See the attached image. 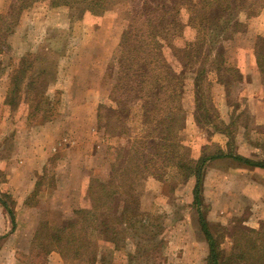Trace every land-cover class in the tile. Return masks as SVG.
I'll return each mask as SVG.
<instances>
[{"label":"trees","instance_id":"16d2710c","mask_svg":"<svg viewBox=\"0 0 264 264\" xmlns=\"http://www.w3.org/2000/svg\"><path fill=\"white\" fill-rule=\"evenodd\" d=\"M109 1L15 0L9 5L14 20L5 22L4 29L9 33L21 12L35 4L81 6L93 15H103ZM132 1L118 48L101 78L107 92L101 96L96 113L97 129H102L106 137L109 173L105 178L91 175L87 179L84 203L72 205V216L60 226H52L46 220L38 222L31 240L35 248L32 257L36 260L29 263L47 264L52 251H57L65 262L70 258L71 261L85 259L88 264H112L121 256L126 258V264L161 262L156 261L160 256L155 249L164 244L159 238L163 226L158 216L140 209L135 184L148 172L160 178L171 169L181 181L191 177L195 180L192 198L208 246L205 264H264V221L258 228L243 226L239 219H234L231 226L211 223L206 218L202 196V168L208 161L230 158L246 166L264 168V159H251L232 150L234 122H215L216 110L211 101L207 103L205 92L209 83L206 75L210 71L216 74V80L224 85L226 92L231 81L241 78L238 67L228 61L223 44L260 12L264 0ZM179 40L183 41L182 45L177 44ZM165 48H170L182 69L176 70L169 63ZM43 53L44 56L37 57V53L29 51L12 57L9 63L3 109L9 112L21 109L26 125L53 120L65 105L59 91L48 92L55 81V67ZM250 56V70L258 73L264 85V36L256 39ZM187 66L194 73L196 122L208 123L228 138L226 149L214 144L204 147L196 158L188 154L179 136L184 127L182 98ZM134 105L139 108L142 128L131 136L128 122ZM121 137H127L128 142L120 145ZM44 176L46 169L25 199L26 205L36 204ZM0 204L14 230L15 201L3 189H0ZM226 237L230 244L223 246ZM128 241L133 245L131 250L126 248Z\"/></svg>","mask_w":264,"mask_h":264},{"label":"rangeland","instance_id":"374dc122","mask_svg":"<svg viewBox=\"0 0 264 264\" xmlns=\"http://www.w3.org/2000/svg\"><path fill=\"white\" fill-rule=\"evenodd\" d=\"M7 1L10 5L15 0ZM109 2L108 10L103 15H93L81 6L66 8L68 29H63L64 32L55 31L59 27L52 29L51 35L45 36L44 43L37 47L38 52L43 50L51 66L55 67V78L57 68L60 73L62 69L63 71L68 69L60 75L61 79L63 76V84L68 85L73 82L72 84L79 89V92L66 94L68 105L73 106L82 102L86 107L81 111L76 110L75 115L67 119L68 125H64L60 133L61 143L57 146V150L49 155L51 160L47 162L46 176L41 179L38 194V197L45 198V208H40V212L33 211L29 220L27 213L18 206L20 231L16 235L20 236L3 238L9 234L8 231L0 236V250L4 259H7V249L13 241L12 243L15 242L19 247L16 256L21 262L29 263L32 259L36 260L35 256L32 257L35 248L29 242L33 234L32 231L29 235V229L31 223L34 224L31 218L33 220V216L36 217L34 229L40 220L50 221L49 224L52 226H60L64 220L72 216V205L82 202V196L86 194L87 179L91 175L105 178L109 173V163L105 154L106 137L102 129H97V100L107 92L101 78L107 63L118 48L121 31L127 23V10L131 8L133 1ZM9 5L6 11L0 14L2 36L0 49L2 50L8 45L9 35L13 33L18 23L17 20V23L11 26V31L6 33L5 22L14 20L10 17L12 8ZM60 14L65 16L63 11ZM259 36H264V6L257 15L246 21L239 32L223 44L228 61L238 67L241 78L231 81L226 92L224 85L216 80V74L210 71L206 75L209 83L205 91L208 97L207 103L211 101L216 110L215 115L212 114L215 122L218 120L225 123L231 120L234 122L232 150L255 160L264 159V85L260 82L258 73L250 70V50ZM182 42L179 40L177 44L182 45ZM43 51L42 55H44ZM164 55L176 70L182 69L183 65L181 66L172 56L170 48L164 49ZM184 72L182 98L184 127L179 132L182 144L193 158H196L204 147L210 148L214 144L226 149L228 138L225 134L216 132L208 123L202 122L200 125L196 122L194 73L189 66ZM71 74H73L72 78ZM87 87H90L94 94L85 97L82 91ZM54 89L52 93L58 91ZM134 106L128 122L131 136L142 128L138 117L139 108ZM67 111L69 109L65 104L64 109L54 119L58 117L61 120L65 119L62 116L67 115ZM21 112V109L9 112L5 108L0 114V182L2 181L0 189L9 194H11L10 187L6 184L8 170L13 165H21L19 159L23 160L26 155L25 151L20 150L19 142L26 141L27 138L24 136L27 131L38 125H26ZM3 117L8 118L4 121ZM118 142L123 145L128 142V138L121 137ZM60 166H63L62 172L66 174L68 180L66 184L69 183L71 186L68 194L66 192V203L61 199L64 197V190L52 191L54 175ZM166 172L160 178L148 172L135 184L140 196V209L149 215L158 216L159 224L163 226L159 238L164 240V244L161 243L158 249H155L160 256L156 261L161 260V262L152 261L146 264H205L208 246L198 225L197 213L193 205L192 188L195 180L191 177L181 181L175 170L168 169ZM49 192L55 195L54 199H51ZM202 196L206 218L211 223L231 226L234 219H239L238 223L243 226L258 228L260 222L264 221V168L246 166L230 158L208 161L202 168ZM28 244L29 249L22 251L21 248ZM229 244V238L226 237L223 246ZM152 245L157 248L155 243ZM126 248L133 249L131 241L127 242ZM53 252L54 254L48 255L47 264L48 262L88 264L85 259L71 261L68 258L65 262L57 251ZM126 263L124 256L112 261V264Z\"/></svg>","mask_w":264,"mask_h":264},{"label":"crops","instance_id":"0c3cea01","mask_svg":"<svg viewBox=\"0 0 264 264\" xmlns=\"http://www.w3.org/2000/svg\"><path fill=\"white\" fill-rule=\"evenodd\" d=\"M8 5L9 2L7 0H0V14L6 11ZM66 8H72V7H66V6L52 7L46 4H35L33 6L25 8L21 12L17 26L15 27L13 33L9 35V39H8L9 48L7 49L5 48L0 51V62H1V67L3 68V70L0 72V114H1V110H3V101L5 99V95L7 92L6 81L8 78V74L10 72L9 63L11 61V58L21 56L29 51L37 53V57L38 55L44 56L42 55L43 50L38 52L39 50H37V47L41 43H44L45 36L50 34L51 30L56 29V27H59V29L55 31H59V32L62 31L64 32L63 29L66 30L68 29V21L66 16L67 10H65ZM61 11L65 13V16H61L60 14ZM35 33H38V35L36 36ZM67 70L68 69H64L63 71L62 69L60 73V71H58L57 68V76L55 78V81L49 86L48 89V92L51 94L53 92V89L55 88L54 90H58L61 93L63 99L65 100L64 104H66V107L69 109V111L66 112L67 115L62 116V118L64 117L65 119L61 120L58 117L54 120L47 121L43 124H38L37 126L31 127L27 131V134H25L24 136L25 138H27V140L19 142L20 150L25 151L26 154L23 157V160L19 159L20 161L19 164L21 165H13L8 170L7 183L6 182L5 183L9 185L11 195L15 201L14 209H15L16 226L14 230L11 229V223L9 221V218L5 213L2 205L0 204V226H1L0 236L4 235L6 231H8L7 233H9L7 234V236L5 235L3 238L12 237L13 235L16 237L20 236V235H16L18 234V231H20L19 230L20 226L18 225V218H19L18 206H20V210H23L27 213V219L29 220L33 211L40 212L41 209L45 208L44 206L45 198L42 196L38 197L36 204H34L33 206L26 205L25 199L33 191L38 176L43 175V171L46 168L47 162L51 160L50 159L51 156H49L51 155L50 153L55 152L57 150V146L60 145L62 138L60 137V133L61 130L63 129V126L66 124L68 125V123H66L68 122L67 119L69 117H73L72 115H75L76 110L81 111L85 109L84 107H86V104L82 102L78 103L77 105L74 104L73 106L72 104L68 105V102L66 101L67 99L66 94L67 93L73 94L74 92H79V89L75 86V84H72L73 82H70V84L68 85H66L65 83L63 84L64 79L63 76L61 79L60 75H62ZM70 77L72 78L73 74H71ZM82 93L84 94L85 97L94 94V92L90 89V87L83 89ZM98 103H99V99L97 100V104ZM3 118L4 121H6L8 117H3ZM62 167L63 166L58 167L57 172L54 175V179H53L54 187L52 191L60 192L61 190H64V195H63L64 197L61 199L66 203L67 201L66 192L68 194V191L69 189H71V186L69 183L66 184L68 180L66 179V174L62 172L63 171ZM49 195L51 199L55 198V195L53 193L50 194L49 192ZM46 199H48V197H46ZM31 222H33L34 224L31 223V228H30L31 230L29 229V235L32 234V231L33 233L35 231L34 229V225L36 222L35 216H33V220L31 218ZM2 228L3 231L1 232ZM31 236H33V234ZM12 242L13 241H11V244L7 249V256H8L7 259H4L3 252L0 250V264H30V263H26L25 261L21 262L17 258L16 251L19 249V247L15 242L14 243ZM29 242L31 243V241ZM29 247L30 246L28 244V246H25L21 249L22 251H26L29 249ZM51 254H54V252L52 251ZM48 264H50V262H48Z\"/></svg>","mask_w":264,"mask_h":264}]
</instances>
